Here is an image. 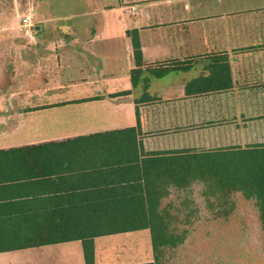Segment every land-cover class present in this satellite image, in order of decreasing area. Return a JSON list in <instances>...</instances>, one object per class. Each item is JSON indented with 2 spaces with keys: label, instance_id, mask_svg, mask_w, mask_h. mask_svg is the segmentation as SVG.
Wrapping results in <instances>:
<instances>
[{
  "label": "crops",
  "instance_id": "0c3cea01",
  "mask_svg": "<svg viewBox=\"0 0 264 264\" xmlns=\"http://www.w3.org/2000/svg\"><path fill=\"white\" fill-rule=\"evenodd\" d=\"M68 2L0 0V239L96 221L154 153L264 144V0ZM141 231L94 237L89 264L151 260ZM70 243L56 263L88 264L80 239L0 264Z\"/></svg>",
  "mask_w": 264,
  "mask_h": 264
},
{
  "label": "trees",
  "instance_id": "16d2710c",
  "mask_svg": "<svg viewBox=\"0 0 264 264\" xmlns=\"http://www.w3.org/2000/svg\"><path fill=\"white\" fill-rule=\"evenodd\" d=\"M132 49L135 63L138 65L141 62V51L135 40H132ZM138 167L146 168L147 172L150 169V174H147L144 180L150 182L151 186L120 192L117 198L119 205L89 208L90 215L96 216V221L9 224V227H16L24 233L23 236L18 233V237L0 239V251L80 239L84 259L89 264L93 254L94 237L148 230L152 258L138 264H165L164 249L181 244L184 234L172 227L168 206L164 205V201L170 195V190L178 192L195 182L203 184L213 195L238 191L244 198L253 199L260 227L264 232V144L245 148L238 146L165 152L162 156L154 153L151 158L141 160Z\"/></svg>",
  "mask_w": 264,
  "mask_h": 264
},
{
  "label": "rangeland",
  "instance_id": "374dc122",
  "mask_svg": "<svg viewBox=\"0 0 264 264\" xmlns=\"http://www.w3.org/2000/svg\"><path fill=\"white\" fill-rule=\"evenodd\" d=\"M55 1V11L69 6L68 0ZM164 205L168 206L172 227L184 234L181 244L164 249L165 264H264V237L253 199L244 198L238 191L213 195L203 184L195 182L178 192L170 190ZM145 233L135 235L143 248L137 256L139 260L152 258L149 236ZM74 245L9 253L4 255V263L62 264L56 261L68 257L67 249Z\"/></svg>",
  "mask_w": 264,
  "mask_h": 264
},
{
  "label": "built area",
  "instance_id": "2783aa9c",
  "mask_svg": "<svg viewBox=\"0 0 264 264\" xmlns=\"http://www.w3.org/2000/svg\"><path fill=\"white\" fill-rule=\"evenodd\" d=\"M34 22L32 20V15L26 14L20 19V28L25 34H30L33 32Z\"/></svg>",
  "mask_w": 264,
  "mask_h": 264
}]
</instances>
